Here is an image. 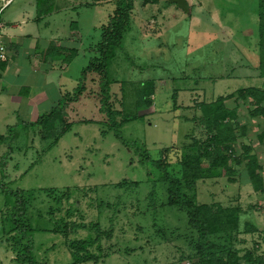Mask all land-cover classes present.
<instances>
[{
    "label": "rangeland",
    "instance_id": "1",
    "mask_svg": "<svg viewBox=\"0 0 264 264\" xmlns=\"http://www.w3.org/2000/svg\"><path fill=\"white\" fill-rule=\"evenodd\" d=\"M34 1L13 0L0 11V24L17 21L24 11L32 12ZM144 1L132 0L130 32L108 68L109 78L124 82L110 86L111 100L122 102V107L115 103L122 110L117 122L125 119L118 128L107 130L99 104L86 93L66 109L68 129L61 133L58 126L54 134L36 123L48 112H40L35 120L32 114L24 118L22 105L1 96L7 104L0 105V264H18L6 242L17 192L32 193L25 220L31 230L34 264H73L67 244L94 237L87 230L90 223H97L100 230L112 229L110 239L101 242L108 256L96 264L186 263L178 260L189 250L175 239L177 232L172 237L169 234L174 229L184 232L185 215L173 208H159L164 201L163 186H153L151 164L140 160L144 153L154 160L163 148H180L191 137L201 139L202 128L193 123L199 115L198 103L261 87L263 80L256 71L257 0H186L188 12L165 0ZM207 3L223 16L213 17V24L203 12ZM64 5L66 10L38 27L49 22L57 34L69 35V54L74 51V55L65 71L57 66L52 78L60 97L75 92L81 71L98 57L99 29L114 8L113 0H72ZM71 22L77 23V30L69 29ZM223 23L227 25L221 32L217 25ZM147 80H155L152 106L136 108V90ZM91 88L97 94L96 87ZM227 105L234 106L232 101ZM236 113L248 127L247 136L238 142L254 148L264 178V145L256 137L260 120L248 117L246 103ZM123 180L137 187L114 186ZM152 189L155 196L150 204ZM48 190L59 191V204L47 195ZM194 194L198 203L238 204L244 213L236 247L243 251L255 244L258 253H264V196L255 194L244 176L233 183L221 176L203 178ZM63 223L67 225L65 235ZM245 223L261 234L242 233ZM73 224L85 228L73 231ZM160 229L165 230V240L155 235Z\"/></svg>",
    "mask_w": 264,
    "mask_h": 264
},
{
    "label": "trees",
    "instance_id": "2",
    "mask_svg": "<svg viewBox=\"0 0 264 264\" xmlns=\"http://www.w3.org/2000/svg\"><path fill=\"white\" fill-rule=\"evenodd\" d=\"M47 1L36 0L38 19L52 12L49 9L43 10ZM152 1L155 0H145L144 3ZM165 2L167 3V0ZM113 6L107 23L99 29L100 40L95 48L98 57L91 59L81 71L75 92L63 94L55 107L37 118V125L39 124L46 131L54 134L58 126L61 128L59 130L61 133L68 129L66 109L85 93L87 97H94L99 104V112L105 118L102 123L106 125L107 130L118 128L125 120L121 119L117 122L116 119L122 114V110H117L115 103L122 107V102L115 98L112 101L110 96V86L113 84L122 86L124 82L109 78L108 68L115 59L116 52L121 50L125 35L130 32L133 2L132 0H113ZM256 16L258 51L256 71L258 78L263 80L261 87L240 89L225 97H218L212 102L198 103L199 115L192 121L201 126L203 131L201 139L191 137L190 142L183 144L180 148L173 145L163 148L154 160L144 153L140 160L141 163L150 162L154 172L149 174L152 176L153 186L156 184L163 186L164 201L159 208H173L185 215L184 232L180 233L176 229L169 232L171 237L177 232L175 239L180 240L189 250L186 256L178 260L179 263L190 261L193 264H264V253L259 254L255 244L251 249L243 251L236 247L237 237L241 233L240 216L244 213L238 204L223 206L219 203H198L194 199L197 183L203 178L213 176L224 177L229 183H233L238 176H244L252 191L259 196H264L262 167L254 153V148L238 142L239 139L242 140L247 136L248 127L238 119L236 113L241 103L247 104L248 117L260 120V123L256 124L260 125L256 137L258 143L264 145V0H257ZM50 50L46 55L51 52ZM55 55L61 57L58 53ZM72 55L67 58L62 56L63 62L68 63ZM154 82L155 80H147L138 85L135 93L136 108L148 109L152 106ZM91 86L96 87L97 94L93 95ZM175 96L176 92L173 91V102ZM228 101H232L234 106L229 107ZM114 186L126 188L137 187V184L123 180ZM46 193L54 203L59 204L61 195L58 190H48ZM69 194L67 192L65 197L69 198ZM14 196L16 199L9 218L11 228L7 232L6 242L15 256V262L34 264L30 256L31 230L25 220L26 211L31 205L32 193L17 192ZM154 196L152 189L148 194L150 204L154 202ZM67 211V215H70V210ZM61 226L65 235L67 225L63 223ZM77 228L81 229L85 226L73 224L70 227L73 231ZM87 230L93 231L94 237L72 240L67 244L73 264L87 262L96 264L99 259L108 256L103 252L101 242L110 239L112 229L100 230L97 223H90ZM164 233L165 230L162 229L155 231L158 238L164 239ZM242 233L261 234L249 223L244 224Z\"/></svg>",
    "mask_w": 264,
    "mask_h": 264
},
{
    "label": "crops",
    "instance_id": "3",
    "mask_svg": "<svg viewBox=\"0 0 264 264\" xmlns=\"http://www.w3.org/2000/svg\"><path fill=\"white\" fill-rule=\"evenodd\" d=\"M58 1L61 0H48L43 10L49 9L52 12L39 19L35 0L32 12L24 11L17 21L0 24L2 40L7 51L6 62H0V98L2 96L8 98L11 104L22 105L24 118L32 114L35 120L40 112H49L56 105L58 101L56 98L61 96L52 78L55 69L65 71L70 62L64 63L62 60V56L67 58L72 55L69 54L68 32L60 31V34H57V31L50 29L49 22H46L42 28H38L39 24L47 18L66 10L64 3L67 4L72 0H62L64 6L57 5ZM12 3L13 0L5 8ZM203 12H206L211 19V24H213V17H223L208 3L203 7ZM30 23L35 26H29ZM70 25L69 29L77 30L76 22H71ZM225 25L227 24H218L217 29L222 32L226 29ZM49 50L52 53L46 55ZM56 53L61 57L55 55ZM2 101L0 99V105L7 104V101Z\"/></svg>",
    "mask_w": 264,
    "mask_h": 264
},
{
    "label": "built area",
    "instance_id": "4",
    "mask_svg": "<svg viewBox=\"0 0 264 264\" xmlns=\"http://www.w3.org/2000/svg\"><path fill=\"white\" fill-rule=\"evenodd\" d=\"M12 0H0V11L5 8ZM0 30H1V26H0ZM7 60V51H6V47L4 45V42L2 40V34L0 31V62H6ZM183 264H193V262H184Z\"/></svg>",
    "mask_w": 264,
    "mask_h": 264
},
{
    "label": "water",
    "instance_id": "5",
    "mask_svg": "<svg viewBox=\"0 0 264 264\" xmlns=\"http://www.w3.org/2000/svg\"><path fill=\"white\" fill-rule=\"evenodd\" d=\"M169 4H173L184 12H188L186 0H167Z\"/></svg>",
    "mask_w": 264,
    "mask_h": 264
}]
</instances>
